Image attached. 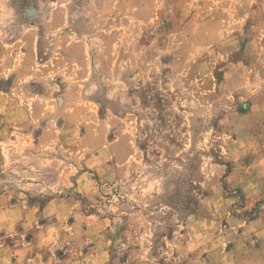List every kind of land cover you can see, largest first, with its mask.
Masks as SVG:
<instances>
[{
	"label": "rangeland",
	"instance_id": "rangeland-1",
	"mask_svg": "<svg viewBox=\"0 0 264 264\" xmlns=\"http://www.w3.org/2000/svg\"><path fill=\"white\" fill-rule=\"evenodd\" d=\"M230 1L0 0V264H264V67Z\"/></svg>",
	"mask_w": 264,
	"mask_h": 264
},
{
	"label": "crops",
	"instance_id": "crops-1",
	"mask_svg": "<svg viewBox=\"0 0 264 264\" xmlns=\"http://www.w3.org/2000/svg\"><path fill=\"white\" fill-rule=\"evenodd\" d=\"M231 6L234 10L233 12V19L236 25L238 26H246L245 29H242L241 34H236L234 37L238 39L240 35H243L246 39L245 45L246 47H253L256 52L253 55V59L255 61H258L260 64L258 66L264 67V0H231ZM249 26L252 29V32H249ZM233 37V38H234ZM263 39V40H262ZM247 62V61H246ZM248 68L252 69V64H247ZM262 121L264 122V114ZM264 129V125H263ZM251 199H254V197H251ZM60 205H68L72 208V205L69 201H63V200H51L47 203V207L50 210V212H53V215H61L59 211L56 210V206ZM70 209V208H69ZM47 210V211H49ZM43 213H45V210H42ZM70 211V210H68ZM74 211L71 210L70 214ZM74 215L78 214L74 211ZM74 227V226H73ZM73 227H71L73 229ZM77 228V225H75L73 231L75 232V229ZM89 249V248H88ZM87 249V250H88ZM86 250V251H87ZM98 260V257H95L92 252H86L85 255L81 257H75L73 259H67L68 264H92L95 261ZM35 262V259L31 258L29 264H33ZM100 263V262H99ZM44 264H52L50 261L45 262ZM135 264H139L136 262Z\"/></svg>",
	"mask_w": 264,
	"mask_h": 264
},
{
	"label": "trees",
	"instance_id": "trees-1",
	"mask_svg": "<svg viewBox=\"0 0 264 264\" xmlns=\"http://www.w3.org/2000/svg\"><path fill=\"white\" fill-rule=\"evenodd\" d=\"M186 211L188 210V212L191 210L189 207H185L184 208Z\"/></svg>",
	"mask_w": 264,
	"mask_h": 264
}]
</instances>
